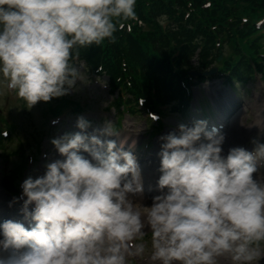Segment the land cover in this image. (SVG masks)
Listing matches in <instances>:
<instances>
[{
	"label": "clouds",
	"instance_id": "obj_1",
	"mask_svg": "<svg viewBox=\"0 0 264 264\" xmlns=\"http://www.w3.org/2000/svg\"><path fill=\"white\" fill-rule=\"evenodd\" d=\"M136 0H0V96L31 110L86 83L81 50L115 43ZM98 70H102L99 68ZM156 119V118H155ZM51 139L61 159L23 180V222L0 224V264H260L264 143L232 147L207 120L159 137V173L144 203L142 169L111 122ZM6 136L7 133H4ZM135 146L133 142L132 147ZM88 154V157L84 155Z\"/></svg>",
	"mask_w": 264,
	"mask_h": 264
},
{
	"label": "trees",
	"instance_id": "obj_2",
	"mask_svg": "<svg viewBox=\"0 0 264 264\" xmlns=\"http://www.w3.org/2000/svg\"><path fill=\"white\" fill-rule=\"evenodd\" d=\"M135 10L139 22H127L130 28L117 31L115 43L81 50L87 72L107 78L114 103L126 112L171 106L183 113L191 86L211 79L202 73L214 66L216 77L230 85L245 84L255 71L264 78V42L256 27L264 0H136ZM190 72L200 73L197 80ZM71 104L61 98L51 113Z\"/></svg>",
	"mask_w": 264,
	"mask_h": 264
},
{
	"label": "rangeland",
	"instance_id": "obj_3",
	"mask_svg": "<svg viewBox=\"0 0 264 264\" xmlns=\"http://www.w3.org/2000/svg\"><path fill=\"white\" fill-rule=\"evenodd\" d=\"M86 75V83L78 81V90H74L67 95L72 100L81 103L83 109L81 114L67 112L64 118L53 119L47 112L48 106L53 103L52 100L48 103L39 102L29 110L24 102L19 100L12 92L0 96L1 118H3V122L15 126V129L11 125L8 126L12 141L5 142L4 150L0 151L1 153L8 152L10 154L15 151L6 164L0 156V214L5 212L6 214L3 215L5 218L9 217L10 211L11 218L20 216L21 205L19 203H14L11 207L9 205L14 197L21 195V183L29 175L33 177L43 175L46 170V163L61 159L50 141L64 133L79 131L76 127L77 117L79 116H84L90 121L91 127L87 130L88 134H92L93 129L102 128L106 122H111L113 127L116 126L120 116L122 118L121 125L116 130L118 137L123 133L131 135L127 132L134 131L135 134L131 140L135 143L136 149L135 146L132 149H135L139 156H142L145 160L141 165V169L144 203L146 205H150L151 198L158 194L155 188L159 176L157 172L159 167L157 153L160 151L159 137L176 130L179 124L183 123L191 127L195 122L194 120H207L208 122L219 120L223 122L225 110L237 104L241 107L232 113L231 125L222 132L226 137L223 145L224 154L226 155L232 147H243L251 151L254 145L250 141L254 138L264 143L263 80L256 78L245 86L234 85L235 87H230L222 81H211L198 85L192 91L193 101L188 116L183 117L179 114L164 113L161 116L162 128L159 129L157 122L145 117L144 114L134 116L125 114L122 117L121 113L110 107L111 97L105 86L106 79L93 78L88 73ZM204 102L209 104L207 115L198 107L199 105L207 109V104ZM0 127L4 128L2 124H0ZM10 133L8 132V135ZM116 137L112 136V140L116 141ZM100 138L108 140L107 136H101ZM116 143L120 145L119 140ZM37 144L40 145V150L37 149ZM28 155V160H31L34 156V163L27 165V168H24V174L19 178L17 173L10 175L12 170L15 169L14 165L22 162L24 158L26 161ZM84 155L88 157L87 153H84ZM261 171L264 172V167ZM7 175H9V178L11 177L10 179L15 183V186H18L14 192H7L1 185L3 177ZM143 264H149V262L145 261ZM224 264H227V262H224ZM260 264H264V260Z\"/></svg>",
	"mask_w": 264,
	"mask_h": 264
},
{
	"label": "bare ground",
	"instance_id": "obj_4",
	"mask_svg": "<svg viewBox=\"0 0 264 264\" xmlns=\"http://www.w3.org/2000/svg\"><path fill=\"white\" fill-rule=\"evenodd\" d=\"M241 107V105H238V107L237 108H240ZM230 114H232V113H230ZM231 118H232V115H231ZM231 118H230V120H229V125H231ZM226 121H227V119H226ZM228 124V123H227ZM227 124H226V127H227ZM225 127V126H224ZM129 132V133H128ZM127 132V134H131V136H133L135 133H134V131H128ZM123 136H127L126 135V133H123L122 135H120L117 139H120L121 137H123ZM109 139H111V137H109ZM123 140H125V138H123ZM87 156H88V154H87ZM90 158V157H89ZM137 160H138V163L139 164H142V163H144L145 162V160L143 159V158H137ZM20 203V202H19Z\"/></svg>",
	"mask_w": 264,
	"mask_h": 264
},
{
	"label": "water",
	"instance_id": "obj_5",
	"mask_svg": "<svg viewBox=\"0 0 264 264\" xmlns=\"http://www.w3.org/2000/svg\"><path fill=\"white\" fill-rule=\"evenodd\" d=\"M220 59V57L218 58V60ZM215 68L212 69L211 71L205 73L206 75H211V74H214L215 73ZM3 186L7 189V190H11V183L10 181H8L7 179H4L3 182H2Z\"/></svg>",
	"mask_w": 264,
	"mask_h": 264
}]
</instances>
